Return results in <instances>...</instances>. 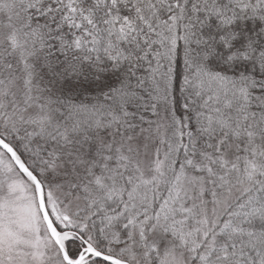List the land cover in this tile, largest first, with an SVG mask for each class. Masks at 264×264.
<instances>
[{
  "label": "snow or ice",
  "instance_id": "snow-or-ice-1",
  "mask_svg": "<svg viewBox=\"0 0 264 264\" xmlns=\"http://www.w3.org/2000/svg\"><path fill=\"white\" fill-rule=\"evenodd\" d=\"M0 264H264V0H0Z\"/></svg>",
  "mask_w": 264,
  "mask_h": 264
}]
</instances>
